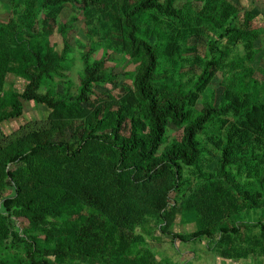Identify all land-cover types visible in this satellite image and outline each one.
Returning a JSON list of instances; mask_svg holds the SVG:
<instances>
[{
	"label": "trees",
	"instance_id": "obj_1",
	"mask_svg": "<svg viewBox=\"0 0 264 264\" xmlns=\"http://www.w3.org/2000/svg\"><path fill=\"white\" fill-rule=\"evenodd\" d=\"M70 1L52 0V5ZM146 1L126 12L128 27H132L131 17L146 3H154V0ZM52 9L58 12L60 6ZM105 13L101 15L102 20ZM221 15L225 17L224 12ZM232 20L218 24L216 37L206 43L208 56L202 65V80L219 65L227 40L233 44L244 40V33L232 26ZM100 24L103 28L107 25ZM16 36L0 29V123L21 116L22 100L46 104L52 109L59 107L34 91L54 69L61 53L50 47L49 42L27 48L25 40ZM140 47L145 61L133 87L134 95L142 103L146 134H140L133 116L129 134L120 137L116 133L110 145L92 134L95 128L75 148L66 142H42L36 131L13 143L8 140L5 147L0 145V182L13 188L12 195L2 199V208L8 215H0L3 222L0 264H155L151 255L136 247L138 237L132 231L146 216L156 214L164 223L158 227L160 233H172L169 227L173 212H166L169 196L180 193L185 170L198 169L204 151L200 135L214 119L223 117L234 118L237 124L230 123L228 128L227 123L222 124L225 128L220 159L211 171L199 174L195 190L188 187L189 194L181 205L184 222L195 226L193 238L210 236L215 230L213 227L220 233H228L229 236H221L217 252L224 259H246L256 253L255 247L237 246L236 237L232 236L237 233L233 222L246 207H264V168L257 171L256 178L250 182L241 176L251 156L256 160L264 159V118L249 115L259 110L255 104L259 97L257 81L251 79V70L244 67L250 56L237 57L234 63L238 68L236 87L242 93L233 94L219 111L217 107L207 106L198 116L189 119L187 98L181 88H170L166 79H159L151 46L141 43ZM83 71L77 96L81 102L86 101L85 93L93 84L107 80L97 72L96 64L86 62ZM16 73L28 82L20 94L6 87L7 76ZM249 116L256 119L255 126ZM117 118L118 125L122 120L121 109ZM169 122L182 128V137L163 148ZM238 124L244 129L240 130ZM253 143L260 146L253 149ZM247 147L251 156L244 151ZM20 164V169H14ZM88 209L93 216L87 223L76 220L62 226L57 222L69 212L78 214L81 219V214ZM12 217L26 220L28 228L16 230ZM100 222L103 223L99 226ZM99 228L106 230L107 237L103 241L97 231ZM39 237L54 239V249L44 250Z\"/></svg>",
	"mask_w": 264,
	"mask_h": 264
},
{
	"label": "rangeland",
	"instance_id": "obj_2",
	"mask_svg": "<svg viewBox=\"0 0 264 264\" xmlns=\"http://www.w3.org/2000/svg\"><path fill=\"white\" fill-rule=\"evenodd\" d=\"M92 1L71 0L52 5V0H0V29L15 33V36L19 32L16 37L25 40L27 48L49 42L50 47L61 53L54 69L34 91L59 107L52 109L46 104L22 100L21 116L0 123L1 146L5 147L8 140L13 143L36 131L42 142H66L75 148L93 128L95 131L92 134L110 145L116 133L120 137L129 134L133 116L140 134H146L148 128L142 115V103L134 95L133 87L145 61L141 43L151 46L159 79H166L170 88H181L187 98L189 119L198 116L207 106L217 107L219 111L233 98V94L242 93L236 87L238 68L234 63L237 57L250 56L244 67L251 70V79L257 81L259 97L255 104L259 110L249 115L264 118V0H154L131 17L132 27L125 23L126 12L146 0ZM57 6H60L58 12L52 9ZM229 20H232V26L244 33V40L240 44L227 40L222 47L223 56L219 65L202 80V65L208 56L206 43L216 37L217 25ZM100 22L107 23L106 27L103 28ZM86 62L96 64L97 72L107 80L93 84L85 93L86 101L81 102L77 96ZM6 80V87L19 94L23 93L28 83L17 73L8 75ZM245 100L249 105L248 99ZM119 109L122 110V120L117 125ZM249 118L255 126L256 119ZM224 123L228 128L230 123L237 124V120L226 117L213 120L208 130L200 135L204 151L198 169L185 170L180 193L169 196L166 212H173L169 231L180 238L160 233L158 227L164 223L156 214L146 216L141 225L132 231L138 237L136 247L151 255L149 257L155 264H264V228H261L264 225V207L248 206L233 222V228L237 229V233L232 235L236 237V245L256 248V253L246 259L229 260L218 255L220 238L229 236L226 235L228 233H220L213 227L215 230L211 229L210 236L193 238L191 235L196 232L195 226L184 222L181 205L186 201L188 191L195 190L199 174L211 171L220 159ZM238 128L244 129L239 124ZM165 137L163 148L171 141H180L182 128L169 122ZM253 144V149L260 146ZM244 151L249 156L250 148H244ZM251 158L241 175L248 182L264 168V159ZM21 167L22 164L16 165L14 169ZM242 182L246 181L242 179ZM188 187L191 188L188 190ZM12 193L13 188L0 182V215H8L2 208V199ZM81 215L80 219L78 214L69 212L57 222L62 226L76 220L87 223L93 216L89 209ZM1 217L0 227L3 223ZM12 219L16 230L28 228L26 220ZM97 231L102 234V241L106 239L105 229ZM39 240L44 250L51 252L54 249V239L39 237Z\"/></svg>",
	"mask_w": 264,
	"mask_h": 264
}]
</instances>
